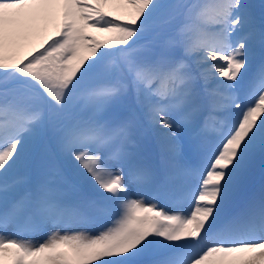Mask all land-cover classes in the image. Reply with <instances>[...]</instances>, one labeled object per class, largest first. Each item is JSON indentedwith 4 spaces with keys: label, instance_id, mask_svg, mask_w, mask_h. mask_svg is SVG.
<instances>
[{
    "label": "snow or ice",
    "instance_id": "6c2138e0",
    "mask_svg": "<svg viewBox=\"0 0 264 264\" xmlns=\"http://www.w3.org/2000/svg\"><path fill=\"white\" fill-rule=\"evenodd\" d=\"M0 264H264V0H0Z\"/></svg>",
    "mask_w": 264,
    "mask_h": 264
},
{
    "label": "rangeland",
    "instance_id": "374dc122",
    "mask_svg": "<svg viewBox=\"0 0 264 264\" xmlns=\"http://www.w3.org/2000/svg\"><path fill=\"white\" fill-rule=\"evenodd\" d=\"M259 176V163L257 164V177ZM161 206H164L163 204ZM26 239H32L34 241H40L42 239L41 236L39 235H34V236H27L25 237Z\"/></svg>",
    "mask_w": 264,
    "mask_h": 264
},
{
    "label": "trees",
    "instance_id": "16d2710c",
    "mask_svg": "<svg viewBox=\"0 0 264 264\" xmlns=\"http://www.w3.org/2000/svg\"><path fill=\"white\" fill-rule=\"evenodd\" d=\"M262 2V0H260V3Z\"/></svg>",
    "mask_w": 264,
    "mask_h": 264
}]
</instances>
